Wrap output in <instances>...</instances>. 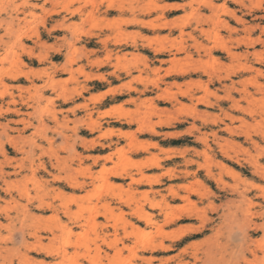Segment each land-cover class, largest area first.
Listing matches in <instances>:
<instances>
[{"label":"rangeland","instance_id":"rangeland-1","mask_svg":"<svg viewBox=\"0 0 264 264\" xmlns=\"http://www.w3.org/2000/svg\"><path fill=\"white\" fill-rule=\"evenodd\" d=\"M126 1L0 0V264H264V0Z\"/></svg>","mask_w":264,"mask_h":264},{"label":"bare ground","instance_id":"bare-ground-1","mask_svg":"<svg viewBox=\"0 0 264 264\" xmlns=\"http://www.w3.org/2000/svg\"><path fill=\"white\" fill-rule=\"evenodd\" d=\"M113 1L114 0H112V3H113ZM142 1V0H141ZM166 1V0H165ZM196 1V0H195ZM206 2L207 1H209L210 2V0H205ZM229 1V0H228ZM232 1V0H231ZM252 1V0H251ZM250 1V2H251ZM256 1V0H255ZM254 1V2H255ZM15 2V1H14ZM86 2V1H85ZM125 2H127L126 0H125ZM188 2H190V1H188ZM200 2V1H199ZM198 2V3H199ZM220 2V1H219ZM238 2H239V0H238ZM260 2V1H259ZM19 3V2H18ZM88 3V2H87ZM111 3V2H110ZM109 3V4H110ZM117 3V2H116ZM166 3V2H165ZM192 3V2H191ZM193 3H195L194 2V0H193ZM203 3V2H202ZM211 3V2H210ZM228 3V2H227ZM234 3H235V1H234ZM258 3V2H257ZM13 4V3H12ZM21 4V3H20ZM19 4V5H20ZM189 4V3H188ZM204 4V3H203ZM203 4H201V5H203ZM221 4V3H220ZM222 4H225V3H222ZM244 4V3H243ZM258 4H260V3H258ZM263 4V3H262ZM8 5V4H7ZM27 5H29V4H27ZM38 5H40V4H38ZM119 5V4H118ZM122 5V4H121ZM120 5V6H121ZM124 5V4H123ZM128 5H129V3H128ZM173 5H175V3L173 4ZM181 5V4H180ZM187 5V4H186ZM185 5V6H186ZM206 5V4H205ZM211 5V4H210ZM228 5V4H227ZM242 5V4H241ZM255 5V4H254ZM16 6V5H15ZM23 6V5H22ZM111 6V5H110ZM130 6V5H129ZM168 6V5H167ZM172 6V5H171ZM178 6V5H177ZM189 6V5H188ZM191 6V5H190ZM198 6V5H197ZM207 6H209V5H207ZM212 6H213V3H212ZM216 6V5H215ZM217 6H219V4L217 5ZM223 6V5H222ZM222 6H220V7H222ZM252 6V5H251ZM32 7V6H31ZM35 7V6H34ZM40 7V6H39ZM173 7V6H172ZM180 7V6H179ZM225 7H226V4H225ZM234 7V6H233ZM232 7V8H233ZM246 7V6H245ZM41 8V7H40ZM84 8V7H83ZM125 8V7H124ZM177 8V7H176ZM181 8V7H180ZM183 8V7H182ZM205 8V7H204ZM215 8V7H214ZM18 9V8H17ZM106 9V8H105ZM137 9V8H136ZM136 9H134V10H136ZM161 9V8H160ZM163 9V8H162ZM178 9V8H177ZM207 9V8H206ZM220 9V8H219ZM222 9V8H221ZM225 8H223V10H224ZM236 9V8H235ZM244 9V8H243ZM249 9V8H248ZM85 10V9H84ZM110 10V9H109ZM119 10H121V9H119ZM131 10V9H130ZM166 10V9H165ZM193 10H194V8H193ZM222 10V11H223ZM228 10V9H227ZM107 11H108V9H107ZM129 11V10H128ZM162 11V10H161ZM167 11H168V9H167ZM206 11V10H205ZM217 11V10H216ZM220 11V10H219ZM225 12H226V9L224 10ZM231 11V10H230ZM251 11V10H250ZM163 12H164V10H163ZM162 12V13H163ZM166 12V11H165ZM252 12V11H251ZM105 13V12H104ZM118 13H120V12H118ZM128 13V12H127ZM201 13V12H200ZM203 13H204V11H203ZM231 13V12H230ZM239 13V12H238ZM103 14V13H102ZM142 14H144V13H142ZM167 14V13H166ZM206 14H208V13H206ZM210 14V13H209ZM211 14H212V12H211ZM221 14V13H220ZM232 14H234V13H232ZM247 14V13H246ZM250 14V13H249ZM248 14V15H249ZM104 15V14H103ZM107 15V14H106ZM159 15V14H158ZM217 16H218V14H216ZM227 15V14H226ZM231 15V14H230ZM229 15V16H230ZM26 16H28V15H26ZM206 16V15H205ZM210 16V15H209ZM233 17L235 16V15H232ZM252 16V15H251ZM258 16V15H257ZM12 17V16H11ZM21 17H23V16H21ZM200 17V16H199ZM206 17H208V15L206 16ZM213 17V16H212ZM222 17V16H221ZM230 18V17H229ZM235 18V17H234ZM234 18L232 19V20H234ZM18 19V18H17ZM213 19V18H212ZM256 19V18H255ZM16 20V19H15ZM198 20V19H197ZM208 20V19H207ZM258 20V19H257ZM6 21V20H5ZM141 21V20H140ZM211 21V20H210ZM222 20H220V22H221ZM241 21V20H240ZM7 22V21H6ZM129 22V21H128ZM198 22V21H197ZM219 22V23H220ZM229 22V21H228ZM242 22V21H241ZM240 22V23H241ZM135 23V22H134ZM137 23V22H136ZM139 23V22H138ZM137 23V24H138ZM201 23V22H200ZM199 23V24H200ZM205 23V22H204ZM7 24H8V22H7ZM25 24V23H24ZM133 23H131V25H132ZM142 24V23H141ZM144 24V23H143ZM158 24V23H157ZM164 24V23H163ZM198 24V25H199ZM208 24V23H207ZM206 24V25H207ZM223 24H225V23H223ZM150 25V24H149ZM204 25V24H203ZM221 25V24H220ZM239 25V24H238ZM152 26V25H151ZM160 26V25H159ZM195 26H197V25H195ZM3 27V26H2ZM5 27V26H4ZM140 27H141V25H140ZM154 27H157V26H154ZM153 27V28H154ZM161 27H162V25H161ZM165 27H167V25L165 26ZM224 27V26H223ZM226 27V26H225ZM13 28V27H12ZM163 28V27H162ZM264 28V27H263ZM159 29V28H158ZM161 29V28H160ZM165 29V28H164ZM193 29V28H192ZM201 29V28H200ZM163 30V29H162ZM181 30V29H180ZM183 30V29H182ZM194 30H196V29H194ZM239 30V29H238ZM1 31V30H0ZM197 31V30H196ZM229 31V30H228ZM227 31V32H228ZM255 31V30H254ZM181 32V31H180ZM186 32V31H185ZM235 32V31H234ZM253 32V31H252ZM6 33V32H5ZM232 33V32H231ZM182 35V34H181ZM197 35V34H196ZM198 37V36H197ZM196 37V38H197ZM195 38V37H194ZM200 38V37H199ZM217 38V37H216ZM233 38V37H232ZM254 38H256V37H254ZM201 39V38H200ZM260 39V38H259ZM221 40V39H220ZM102 41V40H101ZM196 41V40H195ZM244 41V40H243ZM257 41H259L260 42V40H257ZM203 42V41H202ZM219 43H220V41H218ZM125 43V42H124ZM245 43H246V41H245ZM119 44H121V43H119ZM127 44V43H126ZM253 44V43H252ZM251 44V45H252ZM4 45V44H3ZM124 45V44H123ZM140 45V44H139ZM223 45V44H222ZM221 45V46H222ZM125 46V45H124ZM124 46H123V48H124ZM183 46V45H182ZM256 46V45H255ZM172 47V46H171ZM126 48H127V46H126ZM134 48V47H133ZM223 48V47H222ZM247 48V47H246ZM125 49V48H124ZM132 49V48H131ZM179 49V48H178ZM193 49V48H192ZM206 49V48H205ZM225 49V48H224ZM172 50V49H171ZM219 50V49H218ZM255 50V49H254ZM5 51V50H4ZM124 51V50H123ZM137 51V50H136ZM178 51V50H177ZM182 51V50H181ZM221 51V50H220ZM219 51V52H220ZM253 51V50H252ZM118 52V51H117ZM157 52V51H156ZM166 52V51H165ZM174 52V51H173ZM203 52V51H202ZM3 53V52H2ZM163 53V52H162ZM166 53H168V52H166ZM176 53H178V52H176ZM237 53V52H236ZM1 54V53H0ZM126 54V53H125ZM171 54H173V53H171ZM179 54V53H178ZM181 54H182V52H181ZM238 54V53H237ZM241 54V53H240ZM138 55V54H137ZM154 55V54H153ZM257 55V54H256ZM260 55V54H259ZM86 56V55H85ZM161 56V55H160ZM232 56V55H231ZM230 56V57H231ZM255 56V55H254ZM133 57V56H132ZM153 57V56H152ZM172 57V56H171ZM189 57V56H188ZM223 57H224V55H223ZM222 57V58H223ZM229 57V56H228ZM75 58H77V57H75ZM167 58V57H166ZM177 58V57H176ZM218 58V57H217ZM243 58V57H242ZM1 59V58H0ZM42 59V58H41ZM136 59V58H135ZM163 59H165V57L163 58ZM189 59V58H188ZM228 59V58H227ZM238 59H239V57H238ZM246 59V58H245ZM259 59V58H258ZM68 60V59H67ZM76 60V59H75ZM89 60V59H88ZM49 61V60H48ZM142 61V60H141ZM156 61V60H155ZM73 62H74V60H73ZM158 62V61H157ZM156 62V63H157ZM167 62V61H166ZM219 62V61H218ZM172 63H173V61H172ZM221 63V62H220ZM245 63V62H244ZM256 63V62H255ZM66 64V63H65ZM74 64V63H73ZM88 64V63H87ZM162 64V63H161ZM93 65V64H92ZM142 65V64H141ZM221 65V64H220ZM220 65H219V68H220ZM62 66H64V65H62ZM74 66V65H73ZM135 66V65H134ZM149 67V66H148ZM131 68V67H130ZM219 68H218V71H219ZM257 68V67H256ZM61 69H62V67H61ZM160 69V68H159ZM194 69V68H193ZM222 69V68H221ZM224 69V68H223ZM20 70H22V69H20ZM65 70V69H64ZM71 71H73L72 69H70ZM143 70V69H142ZM153 70V69H152ZM189 70V69H188ZM237 70H238V68H237ZM67 72H69V69L68 70H66ZM76 71V70H75ZM138 71V70H137ZM217 71V72H218ZM239 71V70H238ZM59 72V71H58ZM77 72V71H76ZM131 72V71H130ZM142 72V71H141ZM203 72H204V70H203ZM236 72V71H235ZM240 72V71H239ZM247 72V71H246ZM252 72H254V71H252ZM23 73H25V72H23ZM70 73V72H69ZM86 73V72H85ZM200 73V72H199ZM83 74H84V72H83ZM99 74V73H98ZM104 74V73H103ZM140 74V73H139ZM189 74V73H188ZM197 74V73H196ZM20 75H22V74H20ZM55 75V74H54ZM62 75H65V74H62ZM80 75H82V73H80ZM201 75H202V73H201ZM208 75V74H207ZM34 76V75H33ZM51 76H52V74H51ZM71 76V75H70ZM107 76V75H106ZM184 76H186V75H184ZM193 76V75H192ZM217 76V75H216ZM5 77H6V75H5ZM21 77V76H20ZM32 77V76H31ZM86 77H87V75H86ZM100 77H102V76H100ZM128 77H129V75H128ZM178 77V76H177ZM189 77V76H188ZM208 77V76H207ZM210 77V76H209ZM226 77H228V76H226ZM234 77V76H233ZM236 77V76H235ZM75 78V76L73 75V79ZM109 78V77H108ZM218 78V77H217ZM229 78H230V76H229ZM237 78V77H236ZM10 79V78H9ZM15 79V78H14ZM35 79V78H34ZM97 79V78H96ZM99 79V78H98ZM208 79V78H207ZM228 79V78H227ZM18 80V79H17ZM26 80V79H25ZM92 80V79H91ZM100 80V79H99ZM249 80V79H248ZM20 81V80H19ZM74 81V80H73ZM221 81H223L222 79H221ZM236 81V80H235ZM24 82V81H23ZM28 82V81H27ZM101 82V81H100ZM193 82H194V80H193ZM207 82V81H206ZM218 82V81H217ZM248 82V81H247ZM208 83V82H207ZM217 84V83H216ZM208 85V84H207ZM238 85V84H237ZM260 85V84H259ZM156 86V85H155ZM5 86H3V88H4ZM91 87V86H90ZM205 87V86H204ZM261 87H264V86H261ZM12 88V87H11ZM22 88V87H21ZM23 88H25V87H23ZM38 88V87H37ZM56 88H58V87H56ZM127 88V87H126ZM203 88V87H202ZM206 88V87H205ZM260 88V87H259ZM4 89H6V87L4 88ZM124 89V88H123ZM264 89V88H263ZM11 90V89H10ZM72 90V89H71ZM70 90V91H71ZM127 90V89H126ZM209 90V89H208ZM129 91V90H128ZM131 91V90H130ZM9 92H11V91H9ZM23 92V91H22ZM71 92H73V91H71ZM83 92V91H82ZM85 92V91H84ZM210 92V91H209ZM1 93H4V92H1ZM65 93V95H66V93L67 92H63V94ZM237 93V92H236ZM62 94V93H61ZM68 94V93H67ZM126 94H127V92H126ZM132 94H133V92H132ZM141 94V93H140ZM11 95V94H10ZM77 95V94H76ZM117 95V94H116ZM121 95V94H120ZM131 95V94H130ZM137 95V94H136ZM1 96V95H0ZM143 96V95H142ZM80 97V96H79ZM83 97V96H82ZM1 98V97H0ZM28 98H30L29 96H28ZM27 98V99H28ZM74 98H76L75 96H74ZM155 98V97H154ZM157 98V97H156ZM45 100V99H44ZM48 100V99H47ZM87 100H89V99H87ZM138 100V99H137ZM198 100V99H197ZM200 100V99H199ZM73 101H75V100H73ZM160 101V100H159ZM162 101V100H161ZM167 101V100H166ZM205 101V100H204ZM13 102V101H12ZM178 102V101H177ZM203 102V101H202ZM14 103V102H13ZM22 103V102H21ZM28 103V102H27ZM39 103V102H38ZM69 103V102H68ZM150 103H152V102H150ZM158 103V102H157ZM169 103V102H168ZM196 103V102H195ZM9 104V103H8ZM11 104V103H10ZM25 104V103H24ZM35 104V103H34ZM74 104V103H73ZM153 104V103H152ZM200 104V103H199ZM203 104H205V102L203 103ZM225 104V103H224ZM0 105H1V103H0ZM14 105V104H13ZM23 105V104H22ZM211 105V104H210ZM205 106V105H204ZM213 106V105H212ZM215 106V105H214ZM28 107V106H27ZM199 107V106H198ZM11 108V107H10ZM34 108V107H33ZM229 108V107H228ZM27 109V108H26ZM75 109H76V107H75ZM154 109V108H153ZM18 110V109H17ZM22 110V109H21ZM156 110V109H155ZM155 110H153V111H155ZM218 110H219V108H218ZM4 111V110H3ZM6 111V110H5ZM9 111V110H8ZM12 111V110H11ZM79 111V110H78ZM156 111H159V108H158V110H156ZM261 111V110H260ZM16 112V111H15ZM54 112V111H53ZM160 112V111H159ZM71 112H69V114H70ZM78 113V112H77ZM5 114V113H4ZM35 114H36V112H35ZM54 114V113H53ZM65 114V113H64ZM89 114V113H88ZM203 114V113H202ZM250 114V113H249ZM257 114H259V113H257ZM95 115V114H94ZM193 115H197V114H193ZM209 115V114H208ZM10 116V115H9ZM36 116V115H35ZM229 116V115H228ZM246 116V115H245ZM259 116V115H258ZM18 117V116H17ZM38 117V116H37ZM44 117V116H43ZM72 117V116H71ZM196 117V116H195ZM194 117V118H195ZM190 118V117H189ZM250 118V117H249ZM252 118V117H251ZM9 119V118H8ZM7 119V120H8ZM21 119V118H20ZM24 119V118H23ZM23 119H21V120H23ZM32 119V118H31ZM225 119V118H224ZM9 120H11V119H9ZM17 120V119H16ZM192 120H193V118H192ZM195 120V119H194ZM198 120V119H197ZM258 120V119H257ZM53 121V120H52ZM56 121V120H55ZM64 121V120H63ZM63 121H62V125H63ZM79 121V120H78ZM225 121V120H224ZM6 122V121H5ZM70 122V121H69ZM187 122V121H186ZM237 122V121H236ZM242 122V121H241ZM10 123V122H9ZM13 123V122H12ZM34 123V122H33ZM51 123V122H50ZM53 123V122H52ZM64 123H65V121H64ZM234 123V122H233ZM42 124H44V123H42ZM83 124V123H82ZM93 124V123H92ZM196 124V123H195ZM9 125V124H8ZM15 125V124H14ZM94 125V124H93ZM241 125V124H240ZM11 126V125H10ZM43 126V125H42ZM64 126V125H63ZM202 126V125H201ZM206 126V125H205ZM248 126V125H247ZM5 127H6V125H5ZM21 127V126H20ZM44 127H47L46 125L44 126ZM66 127V126H65ZM173 127H175V126H173ZM192 127V126H191ZM190 127V128H191ZM194 127V126H193ZM216 127V126H215ZM7 128H9V127H7ZM14 128V127H13ZM54 128V127H53ZM76 128V127H75ZM86 128V127H85ZM246 128V127H245ZM31 129H33V128H31ZM37 129L39 130V128L37 127ZM68 129V128H67ZM80 129V128H79ZM88 129V128H87ZM207 129V128H206ZM231 129V128H230ZM38 130H37V132H38ZM83 130H84V128H83ZM240 130V129H239ZM27 131V130H26ZM29 131V130H28ZM67 131V130H66ZM70 131H71V129H70ZM90 131V130H89ZM221 131V130H220ZM161 132V131H160ZM165 132V131H164ZM163 132V133H164ZM170 132V131H169ZM190 132V131H189ZM194 132V131H193ZM200 132V131H199ZM210 132V131H209ZM228 132V131H227ZM92 133V132H91ZM191 133V132H190ZM196 133H198V132H196ZM218 133V132H217ZM222 133V132H221ZM264 133V132H263ZM6 134V133H5ZM46 134V133H45ZM44 134V135H45ZM201 134V133H200ZM205 134V133H204ZM154 135V134H153ZM162 135V134H161ZM160 135V136H161ZM171 135V134H170ZM203 135V134H202ZM209 135V134H208ZM224 135V134H223ZM233 135H236V134H233ZM242 135V134H241ZM258 135V134H257ZM22 136V135H21ZM164 136V135H163ZM196 136V135H195ZM200 136V135H199ZM217 136H219V135H217ZM238 136V135H237ZM17 137V136H16ZM42 137H44V136H42ZM168 137V136H167ZM204 137V136H203ZM234 137V136H233ZM5 138V137H4ZM23 138V137H22ZM49 138V137H48ZM238 138V137H237ZM254 138H256V137H254ZM11 139V138H10ZM17 139V138H16ZM81 139V138H80ZM92 139V138H91ZM264 139V138H263ZM21 140V139H20ZM54 140V139H53ZM52 140V141H53ZM94 140V139H93ZM260 140V139H259ZM42 141H43V139H42ZM50 141V140H49ZM48 141V142H49ZM64 141H66L65 139H64ZM63 141V142H64ZM45 142V141H44ZM93 142V141H92ZM197 142V141H196ZM199 142V141H198ZM234 142V141H233ZM72 143V142H71ZM76 143V142H75ZM114 143V142H113ZM120 143V142H119ZM118 143V144H119ZM201 143V142H200ZM223 143V142H222ZM231 143V142H230ZM237 143V142H236ZM245 143V142H244ZM262 143H263V140H262ZM0 144H2V142L0 143ZM55 144V143H54ZM97 144V143H96ZM202 144V143H201ZM62 145V144H61ZM203 145V144H202ZM237 145V144H236ZM246 145V144H245ZM252 145V144H251ZM250 145V146H251ZM11 146V145H10ZM76 146V145H75ZM113 146V145H112ZM214 146V145H213ZM221 146V145H220ZM1 147V146H0ZM242 147V146H241ZM240 147V148H241ZM259 147V146H258ZM33 148V147H32ZM68 148V147H67ZM91 148V147H90ZM199 148V147H198ZM217 148V147H216ZM243 148V147H242ZM252 148V147H251ZM71 149V148H70ZM74 149V148H73ZM204 149V148H203ZM226 149V148H225ZM224 149V150H225ZM256 149H257V147H256ZM4 150V149H3ZM17 150V149H16ZM67 150V149H66ZM69 150V149H68ZM91 150H92V148H91ZM193 150V149H192ZM220 150V149H219ZM238 150V149H237ZM257 150H259V149H257ZM263 150V149H262ZM2 151V150H1ZM27 151V150H26ZM87 151V150H86ZM199 151V150H198ZM215 151H217V150H215ZM19 152V151H18ZM28 152V151H27ZM66 152V151H65ZM69 152H71V150L69 151ZM94 152V151H93ZM195 152V151H194ZM202 152V151H201ZM200 152V153H201ZM207 152V151H206ZM243 152V151H242ZM241 152V153H242ZM117 153V152H116ZM221 153V152H220ZM244 153V152H243ZM115 154V153H114ZM189 154V153H188ZM205 154V153H204ZM262 154V153H261ZM1 155V154H0ZM4 155V154H3ZM25 155V154H24ZM28 155V154H27ZM96 155V154H95ZM221 155V154H220ZM254 155V154H253ZM259 155V154H258ZM34 156V155H33ZM92 156V155H91ZM186 156V155H185ZM193 156V155H192ZM196 156V155H195ZM202 156H204V155H202ZM208 156V155H207ZM206 156V157H207ZM216 156V155H215ZM30 157V156H29ZM80 157H83V156H80ZM90 157V156H89ZM109 157V156H108ZM184 157V156H183ZM218 157V156H217ZM226 157V156H225ZM228 157V156H227ZM241 157V156H240ZM24 158V157H23ZM26 158V157H25ZM71 158H72V156H71ZM175 158V157H174ZM210 158V157H209ZM212 158V157H211ZM246 158V157H245ZM98 159V158H97ZM258 159V158H257ZM263 159V158H262ZM27 160V159H26ZM89 160V159H88ZM161 160V159H160ZM174 160V159H173ZM213 160V159H212ZM264 160V159H263ZM43 161V160H42ZM54 161V160H53ZM99 161V160H98ZM97 161V162H98ZM163 161V160H162ZM166 161H167V159H166ZM177 161V160H176ZM182 161V160H181ZM185 161V160H184ZM198 161V160H197ZM207 161V160H206ZM237 161H238V159H237ZM243 161V160H242ZM253 161V160H252ZM50 162V161H49ZM56 162H57V160H56ZM157 162V161H156ZM239 162V161H238ZM48 163V162H47ZM60 163V162H59ZM59 163H57V164H59ZM154 163V162H153ZM152 163V164H153ZM178 163V162H177ZM185 163V162H184ZM188 163V162H187ZM200 163V162H199ZM213 163H216V162H213ZM244 163H245V160H244ZM33 164V163H32ZM40 164V163H39ZM56 164V165H57ZM75 164V163H74ZM97 164V163H96ZM151 164V163H150ZM151 164V165H152ZM156 164V163H155ZM186 164V163H185ZM184 164V165H185ZM207 164V163H206ZM212 164V163H211ZM219 164V163H218ZM221 164V163H220ZM50 165V164H49ZM52 165V164H51ZM50 165V166H51ZM62 165V164H61ZM65 165V164H64ZM67 165V164H66ZM95 165V164H94ZM149 165V164H148ZM183 165V166H184ZM191 165V164H190ZM195 165V164H194ZM196 165H197V163H196ZM204 165V164H203ZM242 165H244V164H242ZM242 165H240V166H242ZM248 165V164H247ZM159 166V165H158ZM166 166V165H165ZM179 166V165H178ZM187 166V165H186ZM205 166V165H204ZM206 166H208V165H206ZM211 166V165H210ZM222 166V165H221ZM225 166V165H224ZM37 167V166H36ZM45 167V166H44ZM43 167V168H44ZM97 167V166H96ZM150 167V166H149ZM182 167V166H181ZM198 167V166H197ZM219 167V166H218ZM46 168V167H45ZM65 168V167H64ZM71 168V167H70ZM140 168H141V166H140ZM145 168V167H144ZM143 168V169H144ZM156 168V167H155ZM169 168V167H168ZM199 168V167H198ZM201 168V167H200ZM206 168V167H205ZM224 168V167H223ZM6 169V168H5ZM30 169H31V167H30ZM33 169V168H32ZM124 169H126V168H124ZM129 169V168H128ZM142 169V168H141ZM146 169H147V167H146ZM149 169V168H148ZM159 169V168H158ZM166 169H167V167H166ZM174 169V168H173ZM203 170H204V168H202ZM210 169V168H209ZM227 169V168H226ZM225 169V170H226ZM233 169V168H232ZM7 170V169H6ZM11 170H13V169H11ZM123 170V169H122ZM130 170V169H129ZM132 170V169H131ZM130 170V171H131ZM139 170V169H138ZM196 170V169H195ZM242 170V169H241ZM250 170V169H249ZM37 171V170H36ZM52 171H55V170H52ZM58 171H59V169H58ZM64 171V170H63ZM70 171V170H69ZM72 171V170H71ZM153 171V170H152ZM159 171V170H158ZM169 171V170H168ZM180 171V170H179ZM186 171V170H185ZM198 171V170H197ZM251 171V170H250ZM148 172V171H147ZM184 172V171H183ZM196 172V171H195ZM205 172H207V171H205ZM209 172V171H208ZM207 172V173H208ZM237 172V171H236ZM252 172V171H251ZM33 173V172H32ZM53 173V172H52ZM118 173V172H117ZM125 173V172H124ZM136 173V172H135ZM137 173H138V171H137ZM151 173V172H150ZM165 173V172H164ZM175 173H177V172H175ZM223 173H224V171H223ZM229 173H231V172H229ZM39 174V173H38ZM38 174H36V175H38ZM63 173H61V175H62ZM74 174V173H73ZM120 174V173H119ZM165 174H168V173H165ZM171 174V173H170ZM191 174V173H190ZM209 174V173H208ZM218 174V173H217ZM227 174V173H226ZM257 174H258V172H257ZM263 174V173H262ZM262 174H260V172H259V175L261 176ZM14 175V174H13ZM44 175H45V172H44ZM88 175V174H87ZM125 175V174H124ZM134 175V174H133ZM143 175V174H142ZM161 175V174H160ZM196 175V174H195ZM205 175V174H204ZM216 175V174H215ZM220 175V174H219ZM228 175V174H227ZM231 175V174H230ZM253 175V174H252ZM51 176V175H50ZM53 176V175H52ZM140 176V175H139ZM144 176H145V174H144ZM171 176V175H170ZM174 176V175H173ZM199 176H200V174H199ZM208 176V175H207ZM255 176V175H254ZM31 177V176H30ZM36 177V176H35ZM34 177V178H35ZM121 177V176H120ZM128 177V176H127ZM141 177H143V176H141ZM149 177V176H148ZM179 177V176H178ZM188 177V176H187ZM210 177H211V175H210ZM223 177V176H222ZM228 177V176H227ZM3 178V177H2ZM7 178V177H6ZM14 178V177H13ZM37 178V177H36ZM69 178V177H68ZM74 178V177H73ZM167 178H168V175H167ZM173 177H171V179H172ZM189 178V177H188ZM196 178V177H195ZM195 178H194V180H195ZM207 178V177H206ZM219 178H220V176H219ZM235 178V177H234ZM237 178H239L238 176H237ZM20 179V178H19ZM65 179V178H64ZM150 179V178H149ZM179 179V178H178ZM202 179V178H201ZM208 179V178H207ZM257 179H259V178H257ZM124 180H125V178H124ZM133 180V179H132ZM155 180V179H154ZM232 180V179H231ZM235 180H238V179H235ZM242 180V179H241ZM1 181V180H0ZM13 181V180H12ZM20 181V180H19ZM73 181V180H72ZM75 181H76V179H75ZM87 181V180H86ZM134 181H136L135 179H134ZM207 181V180H206ZM213 181H216V180H213ZM243 181V180H242ZM262 181V180H261ZM3 182V181H2ZM31 182V181H30ZM33 182V181H32ZM138 182H140V181H138ZM189 182V181H188ZM192 182H193V179H192ZM217 182V181H216ZM21 182H19V184H20ZM23 183V182H22ZM39 183H41V182H39ZM38 183V184H39ZM46 183V182H45ZM55 183V182H54ZM106 183V182H105ZM129 183H131V182H129ZM137 183V182H136ZM194 183V182H193ZM226 183V182H225ZM233 183V182H232ZM243 183V182H242ZM146 184V183H145ZM156 184V183H155ZM224 184V183H223ZM1 185V184H0ZM3 185V184H2ZM12 185H13V182H12ZM57 185V184H56ZM126 185V184H125ZM138 185V184H137ZM148 185V184H147ZM156 185H158V184H156ZM160 185H162V183L160 184ZM163 185H166V184H163ZM175 185V184H174ZM182 185V184H181ZM184 185V184H183ZM186 185V184H185ZM193 185V184H192ZM195 185V184H194ZM193 185V186H194ZM225 185V184H224ZM90 186V185H89ZM107 186V185H106ZM114 186V185H113ZM128 186V185H127ZM126 186V187H127ZM139 186V185H138ZM146 186V185H145ZM176 186V185H175ZM196 186V185H195ZM213 186V185H212ZM248 186V185H247ZM16 187V186H15ZM25 187V186H24ZM140 187H142V186H140ZM167 187V186H166ZM179 186H177V188H178ZM190 187V186H189ZM197 187H198V185H197ZM216 187V186H215ZM6 188V187H5ZM36 188V187H35ZM71 188V187H70ZM79 188V187H78ZM77 188V189H78ZM114 188V187H113ZM118 188V187H117ZM146 188V187H145ZM181 188V187H180ZM179 188V189H180ZM193 188V187H192ZM204 188V187H203ZM226 188V187H225ZM21 189V188H20ZM24 189V188H23ZM48 189V188H47ZM73 189V188H72ZM108 189V188H107ZM143 189V188H142ZM178 189V190H179ZM209 189V188H208ZM223 189V188H222ZM222 189H219V190H222ZM229 189V188H228ZM227 189V190H228ZM255 189V188H254ZM14 190V189H13ZM51 190V189H50ZM110 190V189H109ZM111 190H113V189H111ZM144 190V189H143ZM147 190H149V189H147ZM163 190V189H162ZM171 190V189H170ZM169 190V192H171ZM234 190V189H233ZM236 190V189H235ZM38 191H41V190H38ZM81 191V190H80ZM108 191V190H107ZM126 191V190H125ZM150 191V190H149ZM156 191V190H155ZM160 191V190H159ZM174 191V190H173ZM199 191V190H198ZM207 191V190H206ZM224 191V190H223ZM248 191V190H247ZM15 192H16V190H15ZM57 192V191H56ZM82 192V191H81ZM109 192V191H108ZM162 192V191H161ZM164 192V191H163ZM188 192V191H187ZM190 192V191H189ZM200 192V191H199ZM215 192V191H214ZM236 192V191H235ZM37 193V192H36ZM95 193H96V191H95ZM152 193V192H151ZM184 193V192H183ZM193 193V192H192ZM201 193V192H200ZM213 193V192H212ZM234 193V192H233ZM7 194V193H6ZM19 194V193H18ZM97 194V193H96ZM122 194H123V192H122ZM126 194H128L127 192H126ZM137 194H138V192H137ZM153 194V193H152ZM154 194H156V193H154ZM166 194V193H165ZM176 194V193H175ZM186 194H188V193H186ZM216 194V193H215ZM230 194V193H229ZM242 194V193H241ZM240 194V195H241ZM16 195V194H15ZM113 195H115L114 193H113ZM168 195V194H167ZM170 195V194H169ZM178 195V194H177ZM189 195V194H188ZM187 195V196H188ZM196 195V194H195ZM236 195H238V194H236ZM263 195V194H262ZM47 196V195H46ZM106 196H107V194H106ZM156 196V195H155ZM190 196H191V194H190ZM250 196V195H249ZM38 197V196H37ZM118 197H121L120 195H118ZM141 197V196H140ZM177 197V196H176ZM225 197V196H224ZM242 197V196H241ZM246 197V196H245ZM259 197H261L260 195H259ZM24 198V197H23ZM31 198H33V197H31ZM39 198V197H38ZM72 198V197H71ZM127 198V197H126ZM149 198V197H148ZM170 198V197H169ZM203 198H204V196H203ZM203 198H202V200H203ZM53 199V198H52ZM115 199V198H114ZM161 199V198H160ZM164 199V198H163ZM168 199V198H167ZM175 199V198H174ZM182 198H180V200H181ZM240 199V198H239ZM246 199V198H245ZM9 200V199H8ZM28 200H29V198H28ZM42 200H44V199H42ZM48 200V199H47ZM150 200V199H149ZM148 200V201H149ZM173 200V199H172ZM218 200V199H217ZM227 200V199H226ZM236 200V199H235ZM238 200V199H237ZM250 200V199H249ZM32 201V200H31ZM37 201V200H36ZM119 201V200H118ZM128 201V200H127ZM131 201V200H130ZM133 201V200H132ZM160 201V200H159ZM187 201H188V199H187ZM191 201V200H190ZM205 201V200H204ZM230 201V200H229ZM233 200H231V202H232ZM240 201V200H239ZM44 202V201H43ZM52 202H54V201H52ZM109 202H111V201H109ZM123 202V201H122ZM151 202V201H150ZM228 202V201H227ZM226 201L224 202V204L225 203H227ZM248 202V201H247ZM136 203V202H135ZM163 203V202H162ZM165 203V202H164ZM163 203V204H164ZM184 203V202H183ZM238 203V202H237ZM242 203H243V201H242ZM245 203V202H244ZM249 203H251V202H249ZM5 204V203H4ZM33 204V203H32ZM31 204V205H32ZM35 204V203H34ZM43 204V203H42ZM156 204H160V203H156ZM155 204V205H156ZM232 204V203H231ZM241 204V203H240ZM239 204V205H240ZM247 204V203H246ZM256 204V203H255ZM10 205V204H9ZM43 205H45V203L43 204ZM107 205V204H106ZM109 205V204H108ZM132 205V204H131ZM148 205V204H147ZM154 205V204H153ZM175 205V204H174ZM192 205V204H191ZM236 205V207L235 208H237V205L238 204H235ZM250 205V204H249ZM45 206H48V208H50L51 207V205H45ZM116 206H117V203H116ZM160 206H161V204H160ZM167 206V205H166ZM172 206V205H171ZM188 206V205H187ZM193 206V205H192ZM223 206V205H222ZM227 206V205H226ZM35 207V206H34ZM37 207V206H36ZM113 207V206H112ZM126 207V206H125ZM168 207V206H167ZM185 207H186V205H185ZM230 207V206H229ZM245 207H246V205H245ZM251 207V206H250ZM9 208H10V206H9ZM26 208V207H25ZM60 208V207H59ZM148 208V207H147ZM162 208V207H161ZM228 208V207H227ZM241 208H243V207H241ZM28 209V208H27ZM27 209H25V210H27ZM38 209V208H37ZM107 209H109V208H107ZM116 209V208H115ZM119 209V208H118ZM158 209H160V208H158ZM180 209V208H179ZM209 209H211V208H209ZM216 209H218V208H216ZM215 209V210H216ZM223 209V208H222ZM221 209V210H222ZM229 209V208H228ZM247 209H248V207H247ZM29 210V209H28ZM43 210H44V208H43ZM61 210V209H60ZM110 210V209H109ZM113 210V209H112ZM138 210H140V209H138ZM155 210V209H154ZM188 210H190V209H188ZM212 210V209H211ZM242 210V209H241ZM11 211V210H10ZM32 211V210H31ZM171 211V210H170ZM170 211L168 212V213H170ZM180 211H181V209H180ZM210 211V210H209ZM240 211V210H239ZM262 211H264V210H262ZM12 212V211H11ZM15 212V211H14ZM61 212H63V211H61ZM156 212V211H155ZM233 212V211H232ZM234 212H235V209H234ZM29 213V212H28ZM135 214H136V212H134ZM175 215H176V213L175 212H173ZM198 213V212H197ZM196 213V214H197ZM201 213V212H200ZM205 213V212H204ZM214 213V212H213ZM222 213V212H221ZM139 217H141V218H143L144 220H146V221H149L148 219H147V217L144 215V213H143V210H140L139 211ZM158 214V213H157ZM165 214V213H164ZM167 214V213H166ZM173 214V215H174ZM195 214V213H194ZM29 215H31L30 213H29ZM54 215V214H53ZM61 215V214H60ZM147 215V214H146ZM159 215V214H158ZM172 215V214H171ZM199 215H201V214H199ZM218 215H220V214H218ZM242 215V214H241ZM251 215V214H250ZM0 216H1V214H0ZM93 216V215H92ZM154 216H155V214H154ZM234 215H232V217H233ZM3 217V216H2ZM32 217H33V215H32ZM164 217V216H163ZM170 217V216H169ZM168 217V218H169ZM175 216H172V218H171V220L174 218ZM177 217V216H176ZM217 217V216H216ZM244 217H246V216H244ZM248 217V216H247ZM41 218V217H40ZM136 218V217H135ZM150 218V217H149ZM182 218V217H181ZM221 218V217H220ZM219 218V219H220ZM224 218H227L226 217V214H225V217ZM238 217H236L235 216V219H237ZM258 218V217H257ZM26 219V218H25ZM31 219V218H30ZM143 219H141V220H143ZM165 219V218H164ZM189 219V218H188ZM216 219V218H215ZM223 219V218H222ZM27 220V219H26ZM32 220V219H31ZM30 220V222H32ZM91 220H92V217H91ZM138 220V219H137ZM152 220V219H151ZM217 220H218V217H217ZM238 220H239V218H238ZM247 220V219H246ZM249 220H250V218H249ZM252 220V219H251ZM262 220V219H261ZM52 221V220H51ZM140 221V220H139ZM146 221H144V222H146ZM170 221V220H169ZM175 221V220H174ZM229 221H230V219H229ZM54 222H56V220L54 221ZM92 222V221H91ZM154 222V221H153ZM226 222V221H225ZM231 222V221H230ZM252 221H250V223H251ZM254 222V221H253ZM33 223V222H32ZM49 223V222H48ZM150 223V222H149ZM167 223V222H166ZM169 223V222H168ZM179 223V222H178ZM177 223V224H178ZM200 223H202L201 221H200ZM229 223V222H228ZM238 223V222H237ZM35 224V223H34ZM205 224V223H204ZM224 224V223H223ZM236 224V223H235ZM245 224V223H244ZM262 224V223H261ZM63 225V224H62ZM125 225V224H124ZM131 225V224H130ZM146 225V224H145ZM147 225H149L148 223H147ZM170 225V224H169ZM173 225V224H172ZM209 225V224H208ZM211 225V224H210ZM209 225V226H210ZM214 225V224H213ZM239 225V228H237V229H240V228H242V224H241V227H240V223L239 224H237V226ZM56 226H57V223H56ZM126 226V225H125ZM129 226V225H128ZM159 226V225H158ZM161 227H162V225H160ZM164 226V225H163ZM167 226V225H166ZM178 226V225H177ZM185 226V225H184ZM190 226H192V225H190ZM196 226H197V224H196ZM226 226V225H225ZM232 226V225H231ZM248 225H246V227H247ZM33 227V226H32ZM129 227H131V226H129ZM146 227H148V226H146ZM168 227V226H167ZM218 227V226H217ZM263 227V226H262ZM21 228V227H20ZM124 228V227H123ZM122 228V229H123ZM149 228V227H148ZM151 228V227H150ZM165 228V227H164ZM191 227H189V229H190ZM195 228H197V227H195ZM221 228V227H220ZM220 228H218V229H220ZM249 228V227H248ZM256 228V227H255ZM62 229V228H61ZM135 229H136V227H135ZM224 229H226V227L224 228ZM263 229V228H262ZM162 230V229H161ZM198 230V229H197ZM230 230V229H229ZM258 230H260V229H258ZM46 231V230H45ZM177 231H179V230H177ZM200 231V230H199ZM203 231V230H202ZM240 231V230H239ZM253 231V230H252ZM50 232V231H49ZM139 232V231H138ZM160 232V231H159ZM188 232V231H187ZM201 232V231H200ZM242 232V231H241ZM255 232V231H254ZM133 233V232H132ZM165 233V232H164ZM163 233V234H164ZM176 233V232H175ZM196 233V232H195ZM198 233V232H197ZM229 233V232H228ZM231 233H233L232 231H231ZM256 233V232H255ZM263 233V232H262ZM33 234V233H32ZM169 234V233H168ZM21 235V234H20ZM27 235V234H26ZM133 235V234H132ZM158 235V234H157ZM128 236V235H127ZM131 236V235H130ZM129 236V237H130ZM21 237V236H20ZM33 237V236H32ZM50 237V236H49ZM165 237V236H164ZM172 237H175V236H172ZM231 237V236H230ZM263 237V236H262ZM26 238V237H25ZM39 238V237H38ZM158 238V237H157ZM239 238V237H238ZM212 239H214V238H212ZM244 239V238H243ZM257 239V238H256ZM163 240V239H162ZM169 240V239H168ZM176 240V239H175ZM207 240V239H206ZM240 240V239H239ZM238 240V241H239ZM34 241V240H33ZM47 241V240H46ZM57 241V240H56ZM157 241V240H156ZM161 241V240H160ZM167 241V240H166ZM216 241V240H215ZM238 241H236V242H238ZM253 241V240H252ZM258 242H259V240H258ZM264 242V241H263ZM33 243H35V242H33ZM155 243V242H154ZM221 243V242H220ZM261 243V242H260ZM49 244V243H48ZM149 244V243H148ZM160 245L158 246V247H160L161 249H167V250H171V248L172 247H174V246H172V247H166V245H164V242H161V243H159ZM175 244V243H174ZM210 244H212V243H210ZM252 243H250V245H251ZM22 245V244H21ZM217 245V244H216ZM216 245H214L213 244V246L215 247ZM220 245V244H219ZM264 245V244H263ZM262 245V246H263ZM46 246V245H45ZM44 246V247H45ZM150 246H151V244H150ZM208 246V245H207ZM206 246V247H207ZM254 246V245H253ZM258 246H260V245H258ZM28 247V246H27ZM146 247V246H145ZM152 247V246H151ZM154 247V246H153ZM158 247L156 248V249H158ZM212 247V246H211ZM217 247V246H216ZM221 247V246H220ZM53 248V247H52ZM264 248V247H263ZM54 249V248H53ZM148 249H150V248H148ZM208 249V248H207ZM222 249H224V248H222ZM253 249H255V248H253ZM154 250V249H153ZM29 251H31V250H29ZM41 251V250H40ZM43 251V250H42ZM64 251V250H63ZM62 251V252H63ZM151 251V250H150ZM172 251V250H171ZM205 251V250H204ZM45 252V251H44ZM43 252V253H44ZM214 252V251H213ZM262 252V251H261ZM40 253V252H39ZM46 253H48V252H46ZM59 253V252H58ZM169 253V252H168ZM180 253V252H179ZM217 253H218V251H217ZM216 253V254H217ZM151 254V253H150ZM184 254V253H183ZM221 254V253H220ZM55 255V254H54ZM153 255V254H152ZM205 255H207V253L205 254ZM209 255V254H208ZM207 255V256H208ZM262 255V254H261ZM49 256V255H48ZM64 256V255H63ZM148 256V255H147ZM256 256V255H255ZM244 257V256H243ZM252 257H253V255H252ZM260 257H262V256H260ZM44 258V257H43ZM196 258V257H195ZM208 258V257H207ZM47 259V258H46ZM165 259H167V258H165ZM200 259V258H199ZM206 259V258H205ZM205 259H202V260H205ZM211 259V258H210ZM257 259H259V258H257ZM262 259V258H261ZM157 260H159V259H157ZM198 260V259H197ZM207 260V259H206ZM221 260V259H220ZM161 261V260H160ZM211 261H213V260H211ZM262 261V260H261ZM47 262H48V260H47ZM146 262H149V260L148 261H146ZM237 262V261H236ZM239 262V261H238ZM258 262H260V261H258ZM41 263V262H40ZM46 263V262H45ZM202 263H203V261H202ZM201 263V264H202ZM204 263H205V261H204ZM208 263V262H207ZM210 264H211V262H209ZM246 263V262H245ZM247 263H248V259H247ZM252 263V262H251ZM250 263V264H251ZM255 263H256V261H255ZM263 263V262H262ZM216 264V263H215ZM217 264H219V263H217ZM261 264V263H260Z\"/></svg>","mask_w":264,"mask_h":264}]
</instances>
